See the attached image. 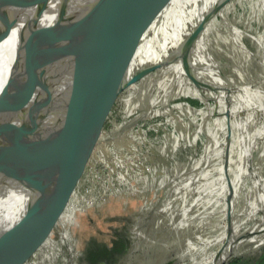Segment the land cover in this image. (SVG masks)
<instances>
[{
	"label": "rangeland",
	"instance_id": "obj_1",
	"mask_svg": "<svg viewBox=\"0 0 264 264\" xmlns=\"http://www.w3.org/2000/svg\"><path fill=\"white\" fill-rule=\"evenodd\" d=\"M227 4L209 27L207 51H196L201 80L172 71L179 52L165 65L171 51L161 56L139 81L107 93L80 173L81 166L57 181L60 190L20 188L0 199V238L43 225L39 243L52 252L34 247L29 257L0 264L54 263L64 241L71 252L61 256L77 264L83 248L88 257L100 255V240L110 244L120 231L131 244L121 264H206L232 240L223 264L264 252V0ZM226 80L231 87L224 89ZM229 180L231 212L235 204L244 209L228 219ZM91 238L97 239L89 246ZM211 240L218 243L208 249Z\"/></svg>",
	"mask_w": 264,
	"mask_h": 264
},
{
	"label": "water",
	"instance_id": "obj_2",
	"mask_svg": "<svg viewBox=\"0 0 264 264\" xmlns=\"http://www.w3.org/2000/svg\"><path fill=\"white\" fill-rule=\"evenodd\" d=\"M59 1L56 25L39 28L37 22L48 12L50 0H0V37L16 30L21 38L8 69L6 61H0V78L6 75L0 90V184L29 166L23 178H18L17 186L23 187L22 192L43 193L50 184L60 190L57 181L66 182L69 176L80 173L92 144H87L88 135L107 93L125 80L139 81L145 71L129 78L128 75L141 71L152 57L163 56L197 35L223 0L208 7L201 4L199 8L198 1L191 7L178 0H139L131 18L120 22L114 18L103 26L86 28L82 27L86 17L132 0H106V5L103 0ZM29 7L37 12L31 21L34 25L20 28V14H27ZM13 8L14 15H9ZM182 20L185 24L181 29ZM146 48L153 49L154 56L145 57ZM183 60L188 65V55ZM90 114L89 132L82 137V155L67 166L58 164L61 156L50 152L66 141L75 126ZM100 130L99 127L94 137ZM34 226L27 230L21 227L0 238V259L15 263L13 258L29 257L34 245L43 240L46 229L43 225ZM227 250L228 247L221 249L213 264L227 261L222 259ZM16 263L23 264L18 258Z\"/></svg>",
	"mask_w": 264,
	"mask_h": 264
},
{
	"label": "bare ground",
	"instance_id": "obj_3",
	"mask_svg": "<svg viewBox=\"0 0 264 264\" xmlns=\"http://www.w3.org/2000/svg\"><path fill=\"white\" fill-rule=\"evenodd\" d=\"M105 1L106 0H103L102 1V3L104 5H106V2ZM138 1L139 0H136V1L135 0H132V1H130L127 4H122V5L119 4V5L115 6L114 9L107 10V11L106 10L105 11H99L100 13H95L92 16L90 15L89 17H86V19H85L86 22L84 23V26H82V27L83 28H86V27L99 26V25H102V24H106L105 22L112 21L114 18H115V22H117V21L120 22V21L126 20L127 18H131L132 15H133V13H134V11H135V9L138 8V6H137ZM178 1H181V2L183 1L186 6H191V7L194 6V4H195L194 1H198L197 2V5H198V8H199V5H201V4H205L206 7H208L209 5H212L216 0H178ZM187 2H188L189 5H187ZM59 6H60V1L59 0H50L48 12L45 13V15L43 16V18H41V20H39V22H37V25L36 26L40 28V27H46V26L53 27L52 25H56V23H57L56 22L57 12H58ZM227 7H229V5L227 4L226 0L222 1L221 4H220V6H219V9L217 11H215V13L218 12V14L215 15V13H214L212 15V17L210 19H208L209 21L207 20V22L203 25V27L200 29V32L197 35L191 37L186 42H183V43L179 44L176 48H174L170 52V54H168V56H166L167 59H166V61L163 62V64L165 65L166 63H168V61H171V58L173 56L177 58V54L179 52L180 55H178V63H179L180 66L179 67H172V71H174L175 74L176 73H180L181 74V71H183V70L184 71L189 70V71H192L191 74H192L193 77H195L198 80H201L203 76L201 75V73L198 72L199 70L197 71V66L199 65L200 61H199V59L197 57L196 51H199V53L202 52V54H203V52H205V50L207 51V47L208 46H206V45H207V41L209 39L208 38L209 37L208 35L210 33L209 27L212 24L215 23V21L217 20L218 16H222L223 15V13L226 11L225 8H227ZM26 9H27V11L24 10V9L23 10L26 11L27 14H20V16H23L18 21V25L20 26V28L21 27H24V26L34 25V23H32L31 21H32V19L35 18L37 12H36V10H34L33 7H29V8H26ZM83 10H84V8H81V13H83ZM88 10H89V8H87L86 12ZM195 10H196V8H195ZM14 11H15V8H13L11 11H9L8 14L9 15L10 14L11 15H14ZM231 11H232V9H231ZM262 21H264V20H262ZM184 24H185V22L182 20V27H181V29L183 28V25ZM79 25L81 26L82 24L79 22ZM179 31H180V29H179ZM179 31H178L179 34L177 33L178 34L177 35V38L180 37V32ZM239 31H241V30L239 29ZM23 38H28V36H23ZM251 38L253 40H257L256 37H251ZM20 39H21L20 38V35L18 34V31H16V30H12L10 33L4 35L3 37H0V61H3V60L6 61L5 68H7V69H8V65L10 64V62L12 63V60H13V58L15 56V52L17 51L18 46L20 45ZM203 39L206 40V43L205 44L202 43ZM165 43H167V47H170L171 46V43L170 42H167V40L165 41ZM256 47H258L257 44H256ZM190 48H192V49L190 50ZM188 51H189V53H188ZM144 53H145V57L146 56H148V57L154 56V50L151 49V48H146V50H145ZM172 54H173V56H172ZM186 55H188V65H185L184 64V60H183V59H185ZM211 55H213V54H211ZM142 56L144 57V54ZM160 56L161 55L159 54L155 58L152 57L151 59H149L148 61L151 60V62L148 63L147 65H145V67L142 68V70L145 71V73H148L149 70L155 69L154 68V63L159 61L158 59H160ZM206 58H207V62H209V63H207V62L206 63L208 65H211L213 67L214 71L217 70L216 69L217 67L215 66V64L214 63H211V61L209 60L208 57H206ZM5 78H6V75H5V77L2 76L0 78V90L2 88V82L4 81ZM228 82L229 81H227V80L224 81V84H223L224 89H227V88H230L231 87L230 86L231 84L230 85H227V86L225 85V83H228ZM194 85H196V84H194ZM91 115L92 114H90L87 117L86 120H83L80 123H78L77 126H75L76 128L69 135V138L66 141L60 143L55 148V150L53 149L50 152V153H52V152L53 153H57L58 154L57 155L58 157L61 156L62 160L61 161L58 160V164L59 163H62L63 166H65V165L67 166V164L69 165L73 161L75 162V160L77 159V157H80L82 155V153H80V150H83V144H84V140H83L82 137L85 138L86 134L89 132V128H90L91 121H92ZM89 145H90V141H89ZM76 152L79 153L78 156L75 155ZM50 153H48V154H50ZM28 169H29V166H25L22 170H20L16 174V176H12L11 178L7 179L5 184H2V183L0 184V199L3 196V193H5L7 191L10 192V190L15 189V188H17V189L23 188V187H21V185L20 186H17L18 183H19V179L18 178H23V176L26 174V172H27ZM57 170H55V171H57ZM13 186H15V188H12ZM232 187L233 186H232L231 180H229V188H228V192H226L227 195H226V199H225L226 200V206H227L226 213H227V218L228 219L229 218H233L234 215H235V214H233L231 212V206H230L231 205V200H232L231 197H232V194L234 193V189ZM17 189H15V190H17ZM241 199H242V197H241ZM231 227L232 226H229L228 228L231 229ZM231 245H232V243H230L229 245L226 244V246L228 248ZM224 246H225V244H224ZM226 252L227 251H224L223 252V257H222L223 260L227 258V256H226L227 253ZM216 255H215V257H216ZM214 258H212L206 264H213Z\"/></svg>",
	"mask_w": 264,
	"mask_h": 264
},
{
	"label": "flooded vegetation",
	"instance_id": "obj_4",
	"mask_svg": "<svg viewBox=\"0 0 264 264\" xmlns=\"http://www.w3.org/2000/svg\"><path fill=\"white\" fill-rule=\"evenodd\" d=\"M236 208L237 209L235 211H240V210L242 211V209H244L243 206L241 208L237 204H236ZM226 210H227V208H226ZM235 211L232 213L236 214L237 212H235ZM237 225L239 226L240 224L238 223ZM235 227H236V225H235ZM227 229L229 230V228H227ZM103 242H105V241H103ZM223 244H225V243H223ZM130 246H131V244L129 243V240L125 237L124 238V246H122V245L119 246V248H121V249H118L115 252H113L109 256V258H107V259L104 258V254H100V256L98 258H97L98 255H96V261L95 262H91V259H93V257H95V256L88 257L86 255L87 249L85 250L83 248V250L81 251V254L79 255L80 257L78 256L79 261L77 264H121V261H122L121 259H122L123 255H125L128 252V250L131 248ZM58 258H61V259L55 258L56 260L54 261V263H50V264H65V261H67L66 264H72L71 263L72 257L70 258L68 254H66L64 257L59 255ZM262 258H264V252L261 251L260 254L257 255L256 257L254 256V257L249 258V256H244V257L232 260L229 264H263L262 263L263 261L261 260ZM107 260H110V261H107ZM32 263H33V260H32Z\"/></svg>",
	"mask_w": 264,
	"mask_h": 264
},
{
	"label": "trees",
	"instance_id": "obj_5",
	"mask_svg": "<svg viewBox=\"0 0 264 264\" xmlns=\"http://www.w3.org/2000/svg\"><path fill=\"white\" fill-rule=\"evenodd\" d=\"M239 215V212H237L235 215H234V217L233 218H235L236 216H238ZM233 224V226L231 227L232 229H233V227L236 225V222H232ZM239 223V222H238ZM239 224H241V223H239ZM236 228V227H235ZM232 235H233V238L235 239V238H237V237H239L240 236V234L237 232V230L236 231H233V233H232ZM59 238H60V235L58 236V240H59ZM124 238H125V236H124V234H123V232H118V233H115V237H114V239H113V241L110 243V244H108L107 242H103L102 240H100L101 242L98 244V248L100 249V250H102L103 251V253L102 254H104V258L105 259H107V258H109V256L113 253V252H115L116 250H118V249H121V248H119V246H124ZM96 239L97 238H91V239H89L88 240V245L89 246H92V243L93 242H95L96 241ZM44 240H42V241H40V243L41 242H43ZM233 241V240H232ZM232 241H230V243H232ZM62 242V241H61ZM40 243H37V244H40ZM43 244V243H42ZM228 245H229V243H228ZM34 247H36V248H41L42 249V251L44 250L43 248H46V246H43V245H34ZM48 251H50L51 252V249L49 250V248H46ZM63 249H66L67 250V252L69 253V251L71 252V248L69 247V245L67 244V242H63V243H61L59 246H58V249H55L54 251H53V254L55 255V258H57V259H60V258H58V256L59 255H61L62 253H63ZM36 249H34V251L33 252H36L35 251ZM52 253V252H51ZM67 253V254H68ZM87 253V252H86ZM73 254V253H72ZM100 255H98L97 256V258L99 257ZM102 259V258H101ZM263 262V264H264V258H262L261 259ZM96 261V256L95 257H93V259H91V262H95ZM107 261H110V260H107Z\"/></svg>",
	"mask_w": 264,
	"mask_h": 264
},
{
	"label": "crops",
	"instance_id": "obj_6",
	"mask_svg": "<svg viewBox=\"0 0 264 264\" xmlns=\"http://www.w3.org/2000/svg\"><path fill=\"white\" fill-rule=\"evenodd\" d=\"M257 206L260 207V202H259V201L257 202ZM239 215H240V213H239ZM246 219H247V218H246ZM238 222H240V221H237V222H236V227L238 226V225H237ZM243 222H245V221H243ZM243 222H242V223H243ZM217 243H218V242H214L213 240H211V241L208 243L207 248L209 249L210 246H213V245H215V244H217ZM223 243H224V242L221 241V242L219 243V244H220L219 246H220V247L223 246V245H224ZM209 245H210V246H209ZM210 248H211V247H210ZM220 249H221V248H220ZM220 249H219V250H220ZM216 252H218V251L212 252V253L210 254V256H208V257L206 258V262H205V263H207L208 261H210V260L212 259V255L215 256V255L217 254Z\"/></svg>",
	"mask_w": 264,
	"mask_h": 264
}]
</instances>
